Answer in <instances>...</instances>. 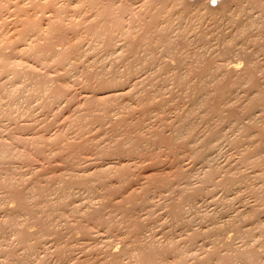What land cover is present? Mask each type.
I'll return each instance as SVG.
<instances>
[{"label": "rangeland", "instance_id": "374dc122", "mask_svg": "<svg viewBox=\"0 0 264 264\" xmlns=\"http://www.w3.org/2000/svg\"><path fill=\"white\" fill-rule=\"evenodd\" d=\"M141 1L55 0L57 14L44 0L1 1L0 181L10 183H0V203L9 213L0 211V264H109L114 257L106 254L109 249L124 257L123 247L136 240L144 252L139 248L137 258L126 256L121 264H264V161L256 160L264 153H252L247 161L241 157L245 147L256 144L255 132L244 140L235 132L236 144L221 138L209 166L196 161L185 144L169 148L162 136L170 132L166 123L181 118L190 105L178 74L194 82L205 60L215 66L228 57L237 59L243 72L261 64L251 73L264 82V0L241 1L240 12L234 0ZM219 2H228L224 16ZM43 17L55 18L48 32L37 26H47ZM105 34L114 38L110 44ZM132 38L138 39L135 49ZM244 51L251 55L245 58ZM129 74L141 80L131 94L101 98L115 84L109 81L123 82ZM237 78L236 72H222L198 93L220 95L218 83L232 85ZM228 87L224 99L235 112L250 111L259 92L250 94L237 83ZM55 91L61 92L56 99ZM257 100L263 102L260 95ZM255 116L264 125V114ZM223 130L229 139L234 136ZM119 140H125L123 146ZM108 161L114 165L104 169ZM227 172L245 176L226 190L228 177L221 179ZM57 174L61 180L54 179ZM36 182L47 186L54 204L42 212L15 213L22 199L32 202L41 195ZM189 194L192 204L186 201ZM175 211H181L178 221ZM136 225L143 228L138 236ZM214 225L225 228L214 233ZM243 231L253 234L247 238ZM34 242L40 244L37 254H27L24 246ZM251 248L263 252L259 260L249 262Z\"/></svg>", "mask_w": 264, "mask_h": 264}, {"label": "bare ground", "instance_id": "6f19581e", "mask_svg": "<svg viewBox=\"0 0 264 264\" xmlns=\"http://www.w3.org/2000/svg\"><path fill=\"white\" fill-rule=\"evenodd\" d=\"M2 0H0V3H1ZM8 1V0H6ZM41 1V0H40ZM47 2V4H50L52 10H55L56 14L58 13L59 11V8L57 6L54 5V1L52 0H44ZM52 1V2H51ZM70 1V0H69ZM78 2L80 0H77ZM88 1V0H87ZM141 1V0H140ZM143 1V0H142ZM141 1V3H142ZM145 1V0H144ZM147 1V0H146ZM149 3L151 0H148ZM147 1V2H148ZM156 1V0H155ZM190 1V0H188ZM201 1V0H200ZM219 1H222V0H219ZM223 1H226V0H223ZM229 2V0H227ZM232 0H230V2L228 4L231 3ZM235 1V5L234 7H236V11L237 12H240L242 11L243 6H242V2L243 0H234ZM242 1V2H241ZM5 2V0H4ZM44 2V3H46ZM93 2V1H92ZM158 2V1H157ZM171 2H175L174 1H171ZM197 2V1H196ZM196 2L195 5H196ZM199 2V0H198ZM202 2V1H201ZM155 3V2H154ZM188 3V2H187ZM186 3V4H187ZM193 3V2H192ZM213 3H215L213 1ZM221 3V2H219ZM224 3V2H223ZM227 3H224L226 6H224V4H219V5H223V7H219L218 9H220V12L223 16L226 15V7H227ZM146 5H149L148 3L145 2ZM144 4L143 2V8H147V6ZM202 4V3H201ZM141 5V4H140ZM145 5V6H144ZM164 5V4H163ZM162 5V7H163ZM189 6L191 5V3L188 4ZM214 5V4H213ZM218 5V4H217ZM218 5V6H219ZM139 6V5H138ZM141 6V7H142ZM151 6V4H150ZM154 6V5H153ZM194 7V5H191ZM198 6V5H197ZM203 6V4L201 5ZM212 7V5H210ZM217 6V7H218ZM230 6V5H229ZM60 7V6H59ZM140 7V6H139ZM152 7V6H151ZM150 7V9H151ZM156 7V5H155ZM162 7H161V10H162ZM166 6H164V8H166ZM189 9L190 7H186V9ZM196 8V7H195ZM199 8V7H198ZM214 7H212L211 9L213 10V12L215 11L213 9ZM201 9V8H200ZM210 9V10H211ZM230 9V7H229ZM233 9V8H232ZM148 10H149V7H148ZM147 10V11H148ZM154 10V9H153ZM165 10V9H164ZM194 10V9H193ZM235 10V9H233ZM152 11V9H151ZM160 11V10H159ZM158 11V12H159ZM229 10H227L228 12ZM54 12V11H53ZM149 12V11H148ZM153 12V11H152ZM162 11H160V14H161ZM150 13V12H149ZM163 13V12H162ZM98 14V13H97ZM100 14V13H99ZM105 12H103L102 15H104ZM157 14L158 16L159 13H155ZM149 15V14H148ZM151 15V13H150ZM152 15H154V13H152ZM151 15V16H152ZM99 16V15H98ZM155 17V15H154ZM229 17V15H228ZM56 18V16H55ZM54 18V19H55ZM156 18V17H155ZM229 18H232L229 17ZM46 20L48 21L46 24L47 26H44L46 28H42L39 24H37L38 28L40 31H49L50 28H51V25L54 21V19H51L50 17H43L42 20ZM154 19V18H153ZM233 19V18H232ZM100 22L101 21H104L101 16H99V19H98ZM234 20V19H233ZM232 20V21H233ZM234 24L237 25V26H240L241 25V21L239 19H237V17L235 18L234 20ZM45 24V25H46ZM153 24V23H152ZM154 25H152L153 27ZM43 31V32H45ZM47 31V32H48ZM49 34V33H48ZM124 34V33H123ZM47 36V34H46ZM113 37H111L110 35H106L105 34V39L104 41L108 44H110V42L113 41ZM166 40L170 41L169 38H166ZM31 42V41H30ZM130 43V46L132 49H135L138 45V39L137 38H132L130 39L129 41ZM36 43L33 42V46H35ZM1 45V44H0ZM37 45V44H36ZM29 46V47H28ZM118 45H116L115 47H117ZM27 48H25L26 50H29L30 48H32V42L31 43H28L26 44ZM113 46V48H115ZM2 47L0 46V61H1V57L3 55V52H2ZM23 49V48H22ZM118 49V48H116ZM121 49V48H120ZM119 50V49H118ZM170 50L174 52L175 56L177 54L176 57H184L182 55L181 52L177 51V49H173L172 47H170ZM23 51V50H22ZM114 51V49H113ZM116 52V51H115ZM118 52V51H117ZM227 55L229 54V52L226 53ZM251 54L249 52H246L244 51V57L247 58L249 57ZM227 59L224 60L225 63L223 64H218V63H215V66L213 65V60L211 59H207L204 61V63L202 64L203 66L198 70V74H197V80L194 81V82H190L189 79L186 78L185 75L183 74H178L177 75V78L179 80V82L184 85V89L186 90V96L189 97L190 96V105L187 109H185L183 112H181V115L182 117L179 118V119H176V120H172V121H168L166 123V126H168L170 128V132L167 134V135H162L164 136L163 137V140H165L166 144L168 145L169 148H172L173 146L177 145V143H179L180 145H184L186 146V149H191L193 150V153L194 155L196 156V161H200V163H203L204 165H210L211 162L213 161V158H214V155H215V152H216V149L220 147V144H221V141L222 139L221 138H226L228 139L231 143L233 144H236V142L238 141V137L240 136L243 140H244V137L248 136L251 132H255L256 134V139L254 141H256V144L253 145V149L252 148H246L245 147V150H243L241 153V157L242 159L245 161H247L249 159V156H251L252 153H256V154H260L261 152L264 153V125H260L259 123H257L255 120H254V116H255V113L257 112H260L262 116V113L264 114V82H261V81H258L256 80V78L253 77V74L251 72H254L256 69H259V66L255 65L253 63V65L247 67L248 70H246L247 72H243L244 70H239V61L237 59H233V58H228V57H225ZM181 59V58H180ZM216 67V69H215ZM255 67V68H254ZM251 68H254V69H251ZM224 69V70H223ZM147 70V69H146ZM141 71V70H140ZM144 72V71H143ZM148 72V71H147ZM222 72H236L238 73V78L236 79V81L234 82L237 83V85L241 86H246L245 90L248 89L250 90V94H253L255 91L256 92H259L258 96L260 95V97L263 99V102H259L257 100V97L258 96H253V98H251L250 100V104H249V109L250 111L244 113L242 111H240V115L238 113L235 112V109L233 108V106L231 104H229V98H227L226 100L224 99L225 97V94L224 93H228L231 88L228 87V86H234V84H228V83H225L223 80L222 82H219L218 84L219 85H223L221 87H219L217 90L219 92H223L222 94L220 95H217V94H213V93H210L213 94L210 98H208L209 96V93L205 92L203 95H200L198 93V91L204 86L206 85L207 81L208 80H214L216 81V78L220 77L222 75ZM150 74V73H148ZM143 76V75H142ZM149 76V75H148ZM249 76V77H248ZM138 77L136 76H133L132 74H129L126 76L125 80L123 82L119 81L118 79L116 78H113L111 81H109V83H115L114 85H110L106 90H104L103 92L104 93H107V94H102L103 96L101 98L103 99H107V98H111V97H120V96H125V95H128V94H131L133 91V87H135L136 84L139 83V81L141 82V80H138L137 79ZM148 78V77H147ZM137 79V80H136ZM141 79V78H140ZM133 80V81H132ZM145 80V78H144ZM132 81L133 83H131L132 85L130 86L131 88H126L125 87V82L128 83ZM249 88H247V85ZM130 85V84H129ZM203 85V86H202ZM133 86V87H132ZM3 87L0 86V89H2ZM243 90V89H242ZM61 94L60 91H55L54 93V99H56L59 95ZM208 95V96H207ZM84 96V95H83ZM88 96V95H87ZM90 96V95H89ZM86 98V96H85ZM103 101V100H101ZM220 103H222L223 105H220ZM162 103L161 102H158L156 104H154V106H160ZM218 105V107H217ZM202 107V108H201ZM247 108V107H246ZM257 111V112H256ZM245 115V116H244ZM259 115L256 114V116L259 117ZM244 116V117H242ZM255 116V118H256ZM246 119H248L246 121ZM138 121H143V118H139ZM201 121L203 124H205V130L202 131V129L199 128V124L198 122ZM211 122H216V126L214 128H211L210 127V124ZM228 126V127H227ZM224 128H229L234 136L231 137L230 139L228 138V135L229 133H225L223 132ZM226 130V129H225ZM238 130V131H237ZM235 132H239L240 135L239 136H235L236 133ZM250 136V135H249ZM254 138V137H253ZM245 140H247V138H245ZM124 141L125 140H119L118 142V145L120 146H123L124 145ZM145 141V139L143 140V142ZM247 141H250V140H247ZM251 138V141L250 142H254ZM240 142V140H239ZM242 143V142H241ZM247 143V142H245ZM247 145V144H246ZM252 146V145H251ZM257 156V155H256ZM262 156V154H261ZM178 157V153L175 154V159H177ZM259 157V156H258ZM256 158V157H254ZM240 159V158H239ZM251 159V158H250ZM253 160V159H251ZM257 161L260 160L259 162L261 161H264V155L262 157H260L259 159H256ZM242 161V160H240ZM256 162V161H254ZM116 163V162H115ZM239 163V162H238ZM258 163V162H257ZM202 164V165H203ZM237 164V163H236ZM246 164H248L246 162ZM253 164V162H252ZM114 164H112V161H108L107 164H106V167L104 169H109L111 167H113ZM245 165V164H244ZM234 166V165H233ZM229 168V167H228ZM235 168V167H234ZM235 171V170H234ZM59 173V172H58ZM241 173V172H240ZM245 174H237V175H231V172L230 174L227 172L226 175L224 174V177H222L221 180H225L227 177V184L226 186H224L227 189H229L231 186H233L235 184V182L237 181H241L243 180ZM52 176H49L47 178H50ZM54 179L55 180H61L62 179V176L61 175H53ZM149 179V177L147 178V180ZM151 179V178H150ZM139 182V181H138ZM0 183L2 184H5L7 185L8 183H10L9 180H5V179H2L0 181ZM143 185V183H142ZM65 186H62V190H65ZM34 189H38L39 192L41 193V195H39L38 197H33L32 199V202H25L23 199H22V202H19L17 203V207L14 208V211L15 213H18L19 211H25V212H30V213H34V212H42L44 210V206L46 205H53L54 202L49 198V191L47 190V186H41L39 184V182H36L35 185H34ZM129 189V188H128ZM133 189V188H132ZM234 189V188H233ZM14 191L15 192H21L22 190L21 189H17L14 187ZM133 193V192H132ZM132 193H129L132 195ZM123 197V196H122ZM62 199V196L61 197H57V200H61ZM122 200V199H121ZM262 200V199H261ZM264 200V199H263ZM186 201L189 202V204H192L195 202V198H194V195L192 194H189L187 197H186ZM255 203V202H254ZM119 204V203H118ZM254 205V204H253ZM246 206V205H245ZM250 208V207H248ZM253 208V207H252ZM251 208V209H252ZM6 210V211H5ZM8 208H4L3 207V204L0 203V211L4 212L6 215H9V213L7 212ZM236 211V210H235ZM240 211V210H239ZM241 212V211H240ZM257 212V211H256ZM181 213V211H175L173 212V218L175 220H179L180 217H179V214ZM237 214V212H235ZM239 213V212H238ZM240 215V213H239ZM234 216V215H233ZM243 216V215H241ZM232 218V217H231ZM238 218V214H237V217ZM231 221V220H230ZM235 220H232L231 222V226L235 227V230L236 232H239L241 233L242 231L238 228L239 225L237 222H234ZM10 222H14L11 218ZM224 222V221H223ZM213 224V222H212ZM137 227L136 228V234L137 236L140 235L139 233H142L143 231V228H141L140 226L136 225ZM259 226V225H258ZM224 226L222 225H214L210 231H215L214 233H220L222 232V229ZM246 228V227H245ZM250 228V227H249ZM252 228V227H251ZM209 230V229H208ZM241 232H240V231ZM243 230V229H242ZM250 229H248L247 231H249ZM252 230V229H251ZM245 230V232L248 234L249 232H247ZM86 232V231H85ZM204 232V231H203ZM236 232H235V235H236ZM243 231V233L245 235H247ZM90 233V232H89ZM101 233V232H100ZM206 233V232H205ZM209 233V232H207ZM86 236H90V234H88L86 232ZM238 234V233H237ZM253 234V233H252ZM250 234V235H252ZM100 235V234H99ZM241 235V234H240ZM243 235V234H242ZM244 235V236H245ZM250 235H247V238L250 236ZM103 236V235H102ZM211 236V235H210ZM214 236V235H213ZM212 236V237H213ZM96 237V235H95ZM184 238V237H183ZM96 239V238H95ZM23 240L26 241V238L23 237ZM261 240V239H260ZM259 240V241H260ZM104 241V238L102 240V242ZM100 242V241H99ZM261 242V241H260ZM261 244V243H260ZM39 242H34V243H28L26 246H24L28 251H27V254H34L36 253L37 254V251H38V247H39ZM66 246V245H65ZM253 246V245H252ZM264 246V245H262ZM152 247H156L155 245H153ZM249 247V246H248ZM64 248V247H63ZM139 248H142L145 249L146 247L143 246V244L139 243L137 240L135 242V244L131 247H128V246H125V248L123 247V249L121 251H123L124 253V257H119V252H113L111 251L110 249L106 252V254H109V255H114L113 258H111V260L109 261V264H121L120 261L122 262L123 259L128 256L130 258H137L138 254H136L137 250ZM238 248V247H236ZM243 248V246H242ZM247 248V247H246ZM25 249V250H26ZM60 249V247H59ZM153 249V248H150V250ZM168 249H171V248H168ZM241 249V248H240ZM238 249V250H240ZM253 249L256 251L257 249L255 248H251L249 250H252ZM61 250V249H60ZM247 250V249H246ZM248 250V251H249ZM235 251V249L233 250V252ZM242 251H244V253H242ZM240 254H244L243 256H245V249L242 250ZM248 251H246V257L250 261H252L253 259L258 260L260 259L259 257H262L260 256V254L262 255V251L259 252H254L253 253H248ZM144 252V250L142 251ZM239 252V251H238ZM236 251V253H238ZM248 253V255H247ZM62 254V253H61ZM154 254V253H153ZM152 254V255H153ZM233 254V253H232ZM63 255V254H62ZM256 255V257H255ZM226 256V255H225ZM234 256V255H233ZM232 256V257H233ZM163 257V256H162ZM228 257V255H227ZM227 257L223 258V259H227ZM121 258V260H120ZM154 258V257H152ZM158 258H161V256L159 257H155V262L156 263H159L157 261ZM219 258V257H218ZM222 258V257H221ZM236 258L235 256L233 257V259ZM159 260V259H158ZM218 260V259H217ZM232 260V259H231ZM255 260V261H256ZM160 261V260H159ZM220 261V260H219ZM222 261V260H221ZM230 261V260H229ZM233 261V260H232ZM254 261V262H255ZM218 262V261H217ZM226 262V261H225ZM253 262V263H254ZM258 262V261H257ZM260 262V261H259ZM258 262V263H259ZM219 263V262H218ZM220 264V263H219ZM251 264V263H250ZM256 264V262H255Z\"/></svg>", "mask_w": 264, "mask_h": 264}]
</instances>
